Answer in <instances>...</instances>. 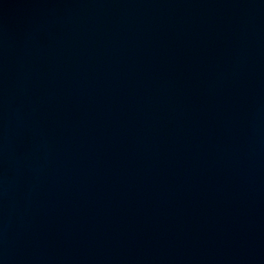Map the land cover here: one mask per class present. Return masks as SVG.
<instances>
[{
	"label": "water",
	"instance_id": "95a60500",
	"mask_svg": "<svg viewBox=\"0 0 264 264\" xmlns=\"http://www.w3.org/2000/svg\"><path fill=\"white\" fill-rule=\"evenodd\" d=\"M0 264H264V0H0Z\"/></svg>",
	"mask_w": 264,
	"mask_h": 264
}]
</instances>
